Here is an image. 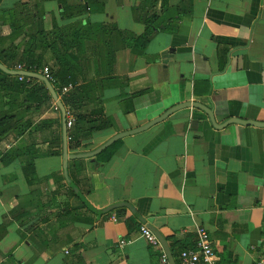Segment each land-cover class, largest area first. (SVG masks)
<instances>
[{"label":"crops","instance_id":"0c3cea01","mask_svg":"<svg viewBox=\"0 0 264 264\" xmlns=\"http://www.w3.org/2000/svg\"><path fill=\"white\" fill-rule=\"evenodd\" d=\"M17 1L0 0V8ZM167 1V13L174 16L179 0ZM136 2L104 0L102 11L61 18L60 4L44 0L41 26L50 29L52 18L58 24L87 19L139 34L143 24L132 15ZM189 3L190 14L174 20L175 32H154L141 52L115 50V84L101 92L112 125L93 131L67 153L92 150L183 101L209 108L215 123L229 117L264 122V0ZM87 60L90 64L93 57ZM140 89L131 98L132 110L123 112L121 97ZM11 140V135L0 139V151ZM83 160L90 189L82 194L89 204L102 208L127 201L141 220L118 207L123 210L100 216L83 212L85 219L66 221L58 216L62 205H77L78 198L65 194L61 154L33 159L40 181L30 187L15 158L0 163V223L5 221L0 262L13 264L10 254L24 264H77L66 246L77 237L83 264H161L160 244H150L138 224L159 232L175 264L179 248L193 244L198 225L209 234L216 264H251L256 257L264 234V126L229 122L216 127L202 108L184 106L119 138L101 164ZM45 214L48 219L39 225H47L46 236L56 237L47 247L33 233V224ZM120 215L133 216L137 226L128 230Z\"/></svg>","mask_w":264,"mask_h":264},{"label":"trees","instance_id":"16d2710c","mask_svg":"<svg viewBox=\"0 0 264 264\" xmlns=\"http://www.w3.org/2000/svg\"><path fill=\"white\" fill-rule=\"evenodd\" d=\"M43 1L20 0L10 7L0 8V63L8 69H15L16 64H21L24 69L39 73L43 66L47 67L51 77L49 82L64 107L65 116H72L71 125L66 127V147L73 149L80 146L81 141L90 137L93 131L112 125L110 117L103 112L101 92L104 87L115 84L116 76L111 75L115 50L123 47L141 52L154 32H175L178 25H175L174 20L190 14V3L189 0H179L174 6L175 15L170 16L167 13V0H137L132 7V15L143 24V30L135 34L118 29L114 24L93 23L87 19L83 23L72 21L58 24L52 18L51 28L45 30L41 26ZM56 2L60 4L61 18L99 12L103 10L104 4V0ZM89 56L93 57L90 64L87 60ZM68 84L69 88L62 93L61 87ZM143 91L140 89L128 96L123 95L119 100L122 111H131V98ZM53 103L43 81L25 75L19 79L18 75L0 69V139L8 135L12 137L9 147L0 151V163L7 164L18 159L28 187L40 181L35 173L33 159L61 154L60 112ZM118 144L119 139L110 143L95 155V160L106 161ZM85 168L83 158L67 160V177L81 193L90 189ZM55 191L56 188L52 193ZM64 191L67 196L77 198L71 188L66 186ZM77 201V205L65 202L58 216L66 221L85 219L82 217L83 212L92 216L82 202ZM77 209H80L79 213ZM122 210L114 209L115 212ZM119 217L128 230L137 226L131 215ZM47 219L45 214L33 224L35 237L45 247L56 240L54 234L46 236L47 225H39ZM4 223V220L0 223V229H3ZM66 246L74 263L83 264L79 254V249L83 247L81 241L75 237ZM181 248L184 246L179 250ZM7 258L13 264H24L15 261L10 254H7Z\"/></svg>","mask_w":264,"mask_h":264},{"label":"water","instance_id":"95a60500","mask_svg":"<svg viewBox=\"0 0 264 264\" xmlns=\"http://www.w3.org/2000/svg\"><path fill=\"white\" fill-rule=\"evenodd\" d=\"M0 69H2L5 72L12 73V74H15V75L20 74V75H25V76H31V77H35V78L43 81L46 89L48 90V92L50 94L51 99L54 101L55 105L57 106V108L59 109V112H60L61 157H62V160H63V162H62V171H63L64 179L66 180L68 187L72 189L73 193L79 199V201L82 202L84 207L86 209H88L90 212L94 213L96 216H100L101 214L107 213L110 210L118 208V207H125V208L129 209L133 213V215L135 217H137L139 220H141V218L137 214L136 210L127 201L113 202V203H110V204H108V205H106L105 207H102V208H95L92 205H90L89 202L84 197V195L80 192L78 187L72 181H70L69 178L67 177L66 165H67V160L68 159L88 157L89 162H92L94 164H101L100 162L95 160V155L99 151H101L103 148L108 146L110 143H112L113 141L123 137L126 134H131V133L140 131L142 129H145L148 126H150L151 124L163 119L166 115L171 113L173 110H175L177 108H180V107H184V106H197V107L202 108L206 112V114L208 115L212 125H214L216 127L217 126L218 127H223L225 124H227L229 122H238V123H241V124H250V125L264 126V122L263 121L248 120V119H242V118H239V117H229L228 119H226L225 121H223L221 123H215V121L213 119V116H212V113H211V110L209 108L207 109L205 106H203L202 104H200V103H198L196 101H183V102L176 103V104L172 105L171 107L167 108L163 113H161L157 117H154L153 119L147 121L146 123H144V124H142L140 126H137V127L131 128V129H127V130H122V131H119V132L113 134L108 139H106L103 143H101L100 145H98L96 148H94L92 150L83 151V152H75V153H67L65 110H64V107H63L62 103L60 102L59 98L57 97L52 85L48 81V79L45 78L39 72L28 71V70L8 69L4 65H2L1 63H0ZM145 226L156 237L158 243L160 244V246L162 248L163 253L166 256L167 263L168 264H175L174 261H173V258L171 256V253H170V251H169V249L167 247V244L165 243V240L163 239V237L159 234L158 231L153 229L151 226H149V225H145Z\"/></svg>","mask_w":264,"mask_h":264},{"label":"built area","instance_id":"2783aa9c","mask_svg":"<svg viewBox=\"0 0 264 264\" xmlns=\"http://www.w3.org/2000/svg\"><path fill=\"white\" fill-rule=\"evenodd\" d=\"M13 70H26L22 67L21 64H16L15 69ZM45 78H51L49 76V71L46 66H43L40 72ZM24 75L18 74V78L20 79ZM69 88L68 85H64L61 87V92L64 93ZM55 107V103H53ZM65 126L68 127L71 125L72 116L68 114L65 116ZM261 209L264 212V204L261 205ZM111 219L115 220L114 215H111ZM139 233L150 243V244H158V241L154 234L145 226V224L139 225ZM119 243L122 244L123 240H119ZM160 263L168 264L167 259L163 251H161L160 255ZM216 256L212 247V242L209 237V234L205 227L202 225H198L194 229V239L193 244L184 248H181L178 251V259L177 264H216ZM251 264H264V234L261 239L260 244L258 245L257 255L253 259Z\"/></svg>","mask_w":264,"mask_h":264}]
</instances>
